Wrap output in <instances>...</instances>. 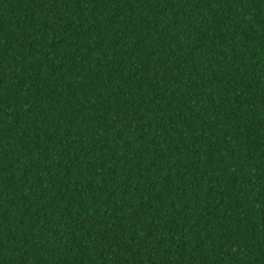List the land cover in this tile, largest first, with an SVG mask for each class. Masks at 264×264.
<instances>
[{
	"label": "trees",
	"instance_id": "1",
	"mask_svg": "<svg viewBox=\"0 0 264 264\" xmlns=\"http://www.w3.org/2000/svg\"><path fill=\"white\" fill-rule=\"evenodd\" d=\"M0 264H264V0H0Z\"/></svg>",
	"mask_w": 264,
	"mask_h": 264
}]
</instances>
